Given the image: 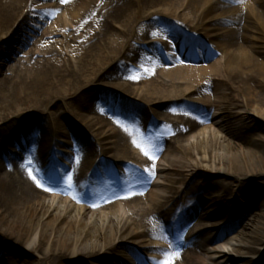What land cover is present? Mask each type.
Returning <instances> with one entry per match:
<instances>
[{"label": "bare ground", "instance_id": "bare-ground-1", "mask_svg": "<svg viewBox=\"0 0 264 264\" xmlns=\"http://www.w3.org/2000/svg\"><path fill=\"white\" fill-rule=\"evenodd\" d=\"M56 1L72 23L56 18L58 5L38 11L40 0H0V45L12 54L51 19L14 72L0 74V134L20 124V112L49 116L53 131L30 126L18 154L26 161L2 153L0 256L8 264H259L264 191L254 194V209L243 202L245 186L264 182V0ZM11 29L20 37L7 41ZM196 35L207 45L193 55ZM76 61L86 66L80 74ZM51 84L49 100L36 96ZM59 87L78 91L73 118L53 110ZM158 119L163 126L147 130ZM73 121L87 131L78 137ZM59 159L69 166L56 168ZM115 172L120 177L110 181ZM241 221L239 236L224 237Z\"/></svg>", "mask_w": 264, "mask_h": 264}, {"label": "rangeland", "instance_id": "rangeland-1", "mask_svg": "<svg viewBox=\"0 0 264 264\" xmlns=\"http://www.w3.org/2000/svg\"><path fill=\"white\" fill-rule=\"evenodd\" d=\"M230 1V2H229ZM229 1H225V5L227 6V5H229V4H233L234 2H232L231 0H229ZM41 4L42 3H46L45 2V0H41V2H40ZM240 7V6H239ZM40 8H42V7H40ZM58 8H59V11H58ZM223 9H226V8H220V10H223ZM64 11V6H63V8H61V6L59 7V5H58V7H57V11L56 12H58L57 14H56V18H62V17H65L66 19H64V20H62V22L63 23H66L67 22V20H72L71 18V16H70V14L69 13H65V14H62L61 15V13ZM85 16L84 15H81V18H84ZM51 20L50 19H48V20H45V22H44V24H41L40 25V29L37 31L36 30V33H38V34H41L42 32H43V30H45V27H46V25H47V23L48 22H50ZM6 23V22H5ZM9 23V21L7 22V24ZM6 24V25H7ZM9 26H11V24L9 25ZM48 26H49V24H48ZM47 26V27H48ZM6 29H8V27L6 28ZM5 29V30H6ZM11 32V34H9ZM8 34L9 35H7V37H8V39L7 40H9V39H11V38H13L14 37V34H15V30L14 29H11V31H10ZM72 32H74V31H72ZM18 35H19V37H20V33H16L15 34V38H17L18 37ZM102 40L101 39H98V38H96V42L97 43H99V42H101ZM145 42H147V40H145ZM144 42V43H145ZM143 43V44H144ZM152 44V43H151ZM152 45H154V44H152ZM1 46V48H0V60H2L3 59V56H5V57H8V56H12V59H10V60H8V62H5L4 63V65H7V64H9V63H11V62H13V59H15L16 58V56H17V53L16 54H10V55H8V56H6L7 54H9L10 53V49H9V47H10V45L9 44H6V45H0ZM14 46H15V44H14ZM154 46H158V45H154ZM157 48V47H156ZM159 48V47H158ZM44 58L46 59V55H44ZM43 57H41L40 59L41 60H45ZM46 60H48V59H46ZM77 63V62H76ZM74 65V64H73ZM129 65V64H128ZM131 65V64H130ZM129 65V69H131V70H133V71H135L133 68H132V65L130 66ZM79 66H80V63H77V64H75L74 65V67H75V69H76V71H77V73L78 74H80L81 73V70H83L84 68H86V66L84 65L82 68H79ZM3 67V66H2ZM109 68V67H108ZM137 69H141V67H139V68H137ZM135 73H140V72H137V71H135ZM54 74H56V71H54V70H52V71H50L49 73H48V75H51V76H53ZM25 79H27L26 77H24ZM23 80L24 82L26 81V80ZM50 79V78H49ZM48 79V80H49ZM90 79H92V77H90ZM53 80V79H52ZM51 80V81H52ZM13 81H15V82H12L13 84H14V92L13 93H11L10 94V98H12L13 100H14V102L15 103H18L19 102V99L20 98H17L16 96L18 95L19 96V93H20V90H21V88H22V86H20V85H22L23 83H22V81H21V79H18V80H13ZM50 81V82H51ZM71 81H73V86H75V87H77V85H76V79H75V77H73V79L71 80ZM123 81V80H122ZM122 81H120V80H117V81H115V80H110V83H115V84H117V83H120V82H122ZM125 82V81H124ZM106 83H107V81H106ZM94 85H97V84H94ZM30 86H32V85H29V84H27V87H28V89H27V91H29V90H31V88H30ZM33 87V86H32ZM36 87V86H35ZM49 87V88H48ZM55 86L54 85H49V86H47V87H45L44 85H43V88H42V90H40V91H36V96L38 97V98H41L42 100H49L50 99V97L49 96H47V95H52V92L53 91H55L56 89L54 88ZM48 88V89H47ZM60 88V87H59ZM57 89V91L59 90V97H58V99L53 103V104H55L56 105V107H55V109H53V110H59L58 111V113H57V117L59 118V119H61V115H63V114H67V116L68 115H70V118L72 117H74L72 114H68V112H69V110H73V109H76V105H75V103H76V101H77V99H76V97L74 96V94L76 93V92H78L77 91V89H75V91L73 92V91H68L69 89L66 87V88H60V89ZM99 89H100V86L98 85L96 88H95V92H98L99 91ZM102 90H104V91H106V92H109L110 91V89L108 88V87H104V86H102V88H101ZM26 91V92H27ZM117 91V90H116ZM94 94H96V93H94ZM94 94H90V95H94ZM61 96H64V97H67V100L66 101H64L63 99H62V97ZM93 99H100L101 98V96L99 95L98 96V94H96V95H94L93 97H92ZM133 100V102H134V99H132ZM135 102H138L137 100H135ZM22 103V102H21ZM58 106V107H57ZM23 107V106H22ZM32 111L33 110H35V109H31ZM81 110V109H80ZM84 111H86V110H84ZM80 113H83L82 111H80ZM19 115H21V116H23L22 118H21V121L19 122L20 124L19 125H17V126H13V127H11V128H9V129H6L5 131H3L0 135H3V137L4 136H7V134H9V137L10 138H12L13 139V132L15 131V129L16 130H18V132H21V131H24L25 133H27L28 135H29V133H30V131H31V125H33L34 123L35 124H37L38 125V127H39V131L41 130L42 131V133H47V132H49V134L51 133H53V131H52V127H51V123H52V121H51V118L49 117V116H47V115H43L42 117H40V118H37L36 117V115L37 114H31L30 112H20V114ZM67 116H66V118H64V119H62V120H64V121H67ZM33 121H35V122H33ZM74 125H76L75 126V128H71V131H73L74 132V134H76L78 137L79 136H81L77 131H82V132H85V131H87V127L85 126H83V125H81L82 127H84L83 129H79L78 127H77V124H75V121H73L72 122ZM76 123H78V122H76ZM5 126V122H0V128L2 127V126ZM26 125H28L29 127L26 129H23ZM78 125H80L79 123H78ZM3 126V127H4ZM4 130V129H3ZM37 130V131H38ZM36 131V132H37ZM81 132V133H82ZM19 134V133H18ZM18 134H17V136H18ZM79 134V135H78ZM11 136H13V137H11ZM2 137V138H3ZM29 137H30V135H29ZM8 140V139H7ZM0 149L2 150H0V157L2 156V153H3V150H4V152H6L7 150H15L16 151V149L17 148H14L13 147V145H8L7 143H6V141L5 140H0ZM8 152V151H7ZM64 152H66V150L64 149ZM66 153H69V154H71L72 152L70 151V152H66ZM16 154V153H15ZM63 158H65V157H63ZM100 158V157H99ZM112 159V157H109V159ZM2 159V157L0 158V163H2L3 161L1 160ZM13 160H15V159H13ZM2 161V162H1ZM60 161V160H59ZM109 161H111V162H113V159L112 160H109ZM110 163V162H109ZM57 168H58V164L57 165H55ZM60 168V167H59ZM62 169V168H61ZM194 179H192L191 180V182L193 181ZM227 181H229V179L227 178ZM253 181V180H252ZM255 182V181H254ZM255 183H257V182H255ZM255 183H251V184H248L247 186H245V189H244V194H245V196H246V200H244V204H247V206L249 205L248 204V202H251V203H253V209L258 205V203H259V197L258 196H254V194L256 193V192H259V193H262L263 191H264V182H258V184H255ZM216 187V186H215ZM232 197V196H231ZM0 202L2 201V196H1V194H0ZM92 199H94V196H92ZM231 199V198H230ZM195 211H196V209H195ZM237 214H238V211L236 212V214H235V216L233 217V219H235L236 217H237ZM220 218L221 217H219V218H212V221H214L213 223H218L219 222V220H220ZM232 219V220H233ZM231 220V221H232ZM244 220V219H243ZM242 220V221H243ZM221 221V220H220ZM242 221H241V224L240 225H238L233 231H235L234 233H235V236L237 235V236H239V233L242 231ZM229 224V223H228ZM230 233L231 232H229V233H225V235H224V237H229V239H231V237H230ZM233 233V234H234ZM232 234V235H233ZM0 239L1 240H4V238L3 237H1L0 236ZM6 241V240H5ZM238 245L237 243H232V245H230L229 247H228V251L229 252H231L232 250H233V247H234V245ZM9 245L10 246H12L10 243H9ZM7 253V252H6ZM7 255H8V257L10 258V256H9V254L7 253ZM260 261V262H259ZM0 262L2 263V264H8V263H10V262H8L7 260H4V258L3 257H1L0 256ZM258 262H259V264H261V263H263L264 262V257L262 258L261 257V259L260 260H258Z\"/></svg>", "mask_w": 264, "mask_h": 264}, {"label": "snow or ice", "instance_id": "snow-or-ice-1", "mask_svg": "<svg viewBox=\"0 0 264 264\" xmlns=\"http://www.w3.org/2000/svg\"><path fill=\"white\" fill-rule=\"evenodd\" d=\"M61 2H62V3H66L67 0H61ZM144 154H145L146 156L148 155L147 152H145ZM149 158H152V157H149ZM145 171H147V169H145ZM30 175H31V174H30ZM33 179H35V177H33ZM37 184H38V186H41L39 181H37ZM46 190H48V189H46Z\"/></svg>", "mask_w": 264, "mask_h": 264}]
</instances>
